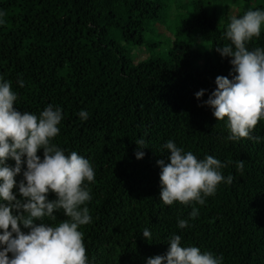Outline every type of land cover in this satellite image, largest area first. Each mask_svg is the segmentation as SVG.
<instances>
[{"label": "trees", "instance_id": "1", "mask_svg": "<svg viewBox=\"0 0 264 264\" xmlns=\"http://www.w3.org/2000/svg\"><path fill=\"white\" fill-rule=\"evenodd\" d=\"M179 1L0 0L6 13L0 76L17 93L14 106L37 115L49 104L62 107L60 132L52 142L66 154L88 158L94 168V181H85L92 220L79 228L91 264H146L167 252L174 234L182 236V246L222 255L223 264H264V141L228 139L227 118L219 120L211 107L202 106L218 87L217 76L232 78V57L217 51L230 43L225 36L230 18L264 9V0L254 6L253 0H192L167 54L135 61L126 44L144 46L150 25ZM193 33L210 48L203 50ZM247 46L264 47V29ZM201 89L207 91L198 99ZM81 109L88 111L87 120L79 117ZM252 135L264 137V119ZM140 139L142 159L136 155ZM168 140L199 159L214 156L225 165L223 175L234 178L221 182L204 205L193 202L199 208L195 219L189 215L193 204L161 200L158 161L170 163V152L162 147ZM38 155L43 159L44 150ZM26 168L25 162L14 191ZM48 195L56 199L55 192ZM55 215V221L42 222L68 219L63 209ZM178 218L188 226L181 229ZM145 228L151 241L143 236Z\"/></svg>", "mask_w": 264, "mask_h": 264}, {"label": "clouds", "instance_id": "2", "mask_svg": "<svg viewBox=\"0 0 264 264\" xmlns=\"http://www.w3.org/2000/svg\"><path fill=\"white\" fill-rule=\"evenodd\" d=\"M5 15L0 10V25L6 23ZM262 29L264 9L233 15L225 32L230 43L217 47L224 57H232V78L217 76L218 87L202 101V106L211 107L219 120L227 118L230 140L264 141V137L252 135L264 119V47L250 50L247 46L261 35ZM19 83L24 86L22 79ZM206 91L201 89L195 95L201 99ZM17 99L11 82L0 76V264H91L79 228L92 220L87 207L92 196L85 181H94V168L88 158L76 151L66 154L52 142L60 132L62 107L49 104L37 115L18 110L14 106ZM78 115L82 120L89 118L85 109ZM136 143L141 149L137 158L142 159L146 153L141 146L145 142L140 139ZM162 147L170 152V163L158 161L162 167L161 200L167 205L176 201L193 204L189 215L195 219L199 208L193 202L204 205L205 197L214 195L221 182L231 184L234 178L223 175L225 165L212 155L199 159L173 140ZM40 149L44 150L43 159L38 155ZM10 158L16 162L14 167L8 164ZM25 162L24 178L19 181L18 191H14L16 176ZM239 167L243 168V161ZM50 192H55L56 199H49ZM60 209L68 219L56 225L42 222L45 217L55 221V212ZM21 225L30 231H23ZM178 226L186 228L188 220L178 218ZM142 233L151 241L148 228ZM168 244L165 254L149 257L146 264H223L222 255L202 251L195 245L182 246L179 234L172 235Z\"/></svg>", "mask_w": 264, "mask_h": 264}, {"label": "rangeland", "instance_id": "3", "mask_svg": "<svg viewBox=\"0 0 264 264\" xmlns=\"http://www.w3.org/2000/svg\"><path fill=\"white\" fill-rule=\"evenodd\" d=\"M192 0H180L177 3H169L167 9L163 13V18L157 23L150 25L145 32L146 44L144 46H137L127 43V48L135 61H139L150 55L165 56L168 50L175 42V30L182 18L186 17L191 10ZM262 0H253L251 5H256ZM245 2H241L243 5ZM238 11V6H233L232 12ZM203 50H208L211 46L209 42H204L197 38L196 33L191 35ZM149 50V51H148ZM203 62V61H202ZM202 62L200 64H202Z\"/></svg>", "mask_w": 264, "mask_h": 264}]
</instances>
